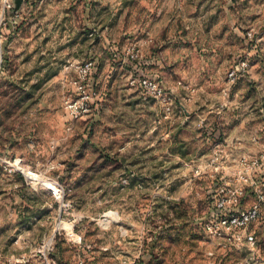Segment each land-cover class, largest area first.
I'll list each match as a JSON object with an SVG mask.
<instances>
[{
	"label": "rangeland",
	"instance_id": "rangeland-1",
	"mask_svg": "<svg viewBox=\"0 0 264 264\" xmlns=\"http://www.w3.org/2000/svg\"><path fill=\"white\" fill-rule=\"evenodd\" d=\"M13 2L0 24V156L20 170L0 164V264H264V0ZM86 61L88 109L71 118L64 101ZM141 74L169 111L141 100ZM180 103L204 120L171 117ZM235 189L240 208L260 198L252 246L203 229Z\"/></svg>",
	"mask_w": 264,
	"mask_h": 264
},
{
	"label": "built area",
	"instance_id": "built-area-1",
	"mask_svg": "<svg viewBox=\"0 0 264 264\" xmlns=\"http://www.w3.org/2000/svg\"><path fill=\"white\" fill-rule=\"evenodd\" d=\"M0 24L5 23L8 13L13 12V0H0ZM250 36V33L248 34ZM127 59L131 62H139L140 49L136 44H131L126 50ZM246 65L244 60L239 63L240 67ZM94 69L92 61H86L76 66L78 80L72 81L74 89L78 91L76 99H66L64 101L65 112L71 117L76 118L88 109V101L91 93L88 88H92L90 82L91 71ZM236 69L229 73V77L234 76ZM131 84H136L140 98L143 101L155 99L159 101L166 111L170 110L172 98L165 88L160 84L157 77L152 75H138L132 78ZM0 164L8 171L20 170L17 163L10 159L0 156ZM242 194L241 189H235L230 195H224L215 200L214 211L210 218L204 222V231L213 239L220 240L223 244L239 245L242 243L254 244L253 231L249 227L258 220L260 216V198L247 208H240L237 205L238 197ZM51 245V242H48ZM47 244V245H48ZM42 264H67L54 257L43 255ZM74 264H85L82 259H78Z\"/></svg>",
	"mask_w": 264,
	"mask_h": 264
},
{
	"label": "crops",
	"instance_id": "crops-1",
	"mask_svg": "<svg viewBox=\"0 0 264 264\" xmlns=\"http://www.w3.org/2000/svg\"><path fill=\"white\" fill-rule=\"evenodd\" d=\"M193 90L194 91H192L190 93H189L188 90H182V92H180L178 94L179 95L178 97H179L180 102H182V101L184 102L186 99L191 98V96L193 95L192 93L195 92V89H193ZM172 109H173V111L176 110V112H172L171 117H172V115L174 113H178L179 118H181V122H185L184 120L187 121L192 115H197V117H198L197 123H200L201 120L202 121L204 120V118H201V116H199V114L196 113L195 107H192V106H188L187 107V106H184V105H183V107H181V103H180V106H174ZM169 115L167 114L166 116L168 117ZM172 119H175V118L173 117Z\"/></svg>",
	"mask_w": 264,
	"mask_h": 264
},
{
	"label": "water",
	"instance_id": "water-1",
	"mask_svg": "<svg viewBox=\"0 0 264 264\" xmlns=\"http://www.w3.org/2000/svg\"><path fill=\"white\" fill-rule=\"evenodd\" d=\"M19 1H20V0H15V4H16V3H19Z\"/></svg>",
	"mask_w": 264,
	"mask_h": 264
},
{
	"label": "bare ground",
	"instance_id": "bare-ground-1",
	"mask_svg": "<svg viewBox=\"0 0 264 264\" xmlns=\"http://www.w3.org/2000/svg\"><path fill=\"white\" fill-rule=\"evenodd\" d=\"M108 213V212H107ZM107 217V216H106Z\"/></svg>",
	"mask_w": 264,
	"mask_h": 264
}]
</instances>
